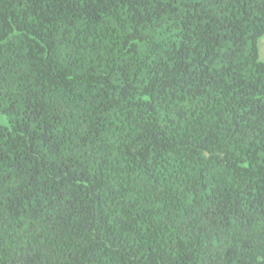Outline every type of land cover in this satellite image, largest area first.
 Here are the masks:
<instances>
[{"label": "trees", "instance_id": "obj_1", "mask_svg": "<svg viewBox=\"0 0 264 264\" xmlns=\"http://www.w3.org/2000/svg\"><path fill=\"white\" fill-rule=\"evenodd\" d=\"M264 0H0V264H264Z\"/></svg>", "mask_w": 264, "mask_h": 264}, {"label": "rangeland", "instance_id": "obj_2", "mask_svg": "<svg viewBox=\"0 0 264 264\" xmlns=\"http://www.w3.org/2000/svg\"><path fill=\"white\" fill-rule=\"evenodd\" d=\"M259 59L264 61V47H263V44H262L261 48H259Z\"/></svg>", "mask_w": 264, "mask_h": 264}]
</instances>
